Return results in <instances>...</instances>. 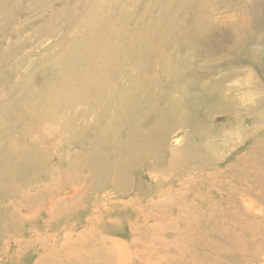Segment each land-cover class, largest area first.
<instances>
[{
    "label": "rangeland",
    "instance_id": "obj_1",
    "mask_svg": "<svg viewBox=\"0 0 264 264\" xmlns=\"http://www.w3.org/2000/svg\"><path fill=\"white\" fill-rule=\"evenodd\" d=\"M0 264H264V0H0Z\"/></svg>",
    "mask_w": 264,
    "mask_h": 264
},
{
    "label": "bare ground",
    "instance_id": "obj_2",
    "mask_svg": "<svg viewBox=\"0 0 264 264\" xmlns=\"http://www.w3.org/2000/svg\"><path fill=\"white\" fill-rule=\"evenodd\" d=\"M84 166H87V164L85 162H81Z\"/></svg>",
    "mask_w": 264,
    "mask_h": 264
}]
</instances>
